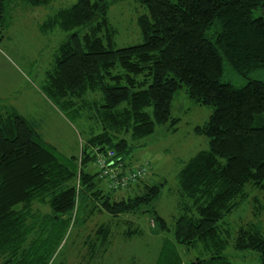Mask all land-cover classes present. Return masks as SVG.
I'll return each instance as SVG.
<instances>
[{
    "label": "trees",
    "instance_id": "trees-1",
    "mask_svg": "<svg viewBox=\"0 0 264 264\" xmlns=\"http://www.w3.org/2000/svg\"><path fill=\"white\" fill-rule=\"evenodd\" d=\"M21 1L37 8L54 0ZM138 1L143 8L137 18L142 42L135 46L112 48L114 31L107 15L116 0H75L40 25L46 34L55 29L71 32L57 48L47 76L50 88L66 107L87 111L99 133L82 147L78 164V157L60 156L44 143L15 110L0 114L4 264L37 263L38 257L33 259L25 249L18 257L33 224L27 221L29 207L36 201L49 204L54 218L74 216L83 197L115 218L146 213L144 208L159 198L164 183L142 180L130 187L136 190L134 196L115 199L113 192L98 187L91 148L113 151L125 163L140 147L136 143L157 127L177 124L171 103L182 89L195 104L210 106L212 113L204 126L194 128L206 138L207 149L177 174L178 214L171 226L173 242L164 240L170 247L165 244L161 264H182L176 245L195 252L186 264H233L225 254L230 240L236 252H254L264 264V125L255 124L264 116V0ZM4 4L0 0V14ZM225 73L245 83L237 87L231 78L225 80ZM92 95L98 100H90ZM249 189L263 196V201L257 196L250 201L257 221L231 234L221 222L248 201ZM154 213L153 228L170 231L165 219ZM109 232V227L97 232L101 248ZM125 234L129 237L132 231Z\"/></svg>",
    "mask_w": 264,
    "mask_h": 264
},
{
    "label": "rangeland",
    "instance_id": "rangeland-1",
    "mask_svg": "<svg viewBox=\"0 0 264 264\" xmlns=\"http://www.w3.org/2000/svg\"><path fill=\"white\" fill-rule=\"evenodd\" d=\"M74 1L54 0L49 6L32 8L21 0H4L0 14V114L6 109L15 110L33 126L44 143L53 146L60 156L78 157L80 164L82 147L99 133V129L87 118V111L78 112L75 105L66 107L63 99L50 88L47 77L53 71L57 48L71 32L55 29L46 34L40 29L49 15ZM142 13L138 0H116L110 6L107 18L114 31L113 49L142 42L137 26V18ZM230 78L237 87L245 83L225 73V80ZM98 98L97 95L89 96L90 100ZM211 113L210 106L195 104L184 89L179 90L171 103V118L177 120V124L173 128L169 124L157 127L151 136L136 143L140 147L130 152L126 164L148 163L150 176L145 181L155 185L164 183L159 198L144 208L146 213L115 218L101 211L95 201L83 197L74 216L54 218L49 204L36 201L29 207L27 221L33 224L27 230L18 257L25 249L33 254V259L38 257L36 264H161L166 255L165 244L169 248V242H173L171 226L178 214L177 174L184 163L207 149L206 138L196 135L194 128L204 126ZM255 124L264 125V116ZM91 169L96 172L93 163ZM79 178L78 175L77 180ZM97 178L98 187L105 193L113 192L115 199L136 194L134 188L108 191L105 182ZM247 192L248 201L221 222L222 228L231 234L242 224L257 221L250 201L256 196L263 201V196L255 190ZM154 212L165 219L170 231L162 233L153 228ZM259 220H263V216ZM129 222L131 225L127 224ZM105 227H109L110 232L107 243L101 248V236L97 232ZM129 229L132 234L126 237ZM165 239L169 242L165 243ZM231 244L232 240L225 254L233 264H260L256 253L236 252ZM175 250L182 264L195 257V252H186L182 246L176 245ZM4 261L0 256V264L6 263Z\"/></svg>",
    "mask_w": 264,
    "mask_h": 264
},
{
    "label": "built area",
    "instance_id": "built-area-1",
    "mask_svg": "<svg viewBox=\"0 0 264 264\" xmlns=\"http://www.w3.org/2000/svg\"><path fill=\"white\" fill-rule=\"evenodd\" d=\"M91 153L94 157L93 166L108 191H126L150 176L148 163L130 166L117 158L113 151H101L99 147H92Z\"/></svg>",
    "mask_w": 264,
    "mask_h": 264
}]
</instances>
